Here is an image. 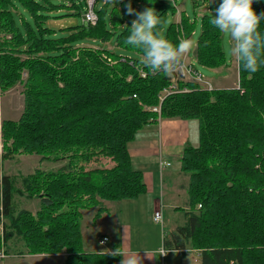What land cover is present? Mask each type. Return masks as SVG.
<instances>
[{
    "label": "trees",
    "instance_id": "trees-1",
    "mask_svg": "<svg viewBox=\"0 0 264 264\" xmlns=\"http://www.w3.org/2000/svg\"><path fill=\"white\" fill-rule=\"evenodd\" d=\"M87 1L0 0L1 91L21 81L23 71L28 73L19 120L2 122L0 162L18 155L64 162L57 170L39 168L23 180L24 193L40 200L35 213L17 209L16 177L3 175L0 247L21 239L28 254L64 253L65 264H120L121 255L113 254L117 246L113 253L84 252L81 210L97 206V219L106 209L103 200L136 199L146 192L128 144L139 130L158 121V114L144 106L158 105L163 118L197 119L200 124V145L184 148L181 170L190 176V204L201 207L187 212L186 224L164 238L165 248L197 249L201 264H264V66L249 73L239 65L243 93L209 92L188 83L190 92L168 95L160 104L170 78L149 72L140 63L143 53L126 44L136 18L127 13L128 0H96L95 25L82 21ZM220 2L208 3L201 15L194 54L199 65L212 69L227 64L224 34L210 22ZM193 4L197 7V0ZM131 6L136 12L154 8L160 14L154 31L174 46L195 33L196 18L185 11L179 22L167 20L177 14L170 0H131ZM252 8L264 13L257 2ZM74 16L80 23L49 24ZM258 30L264 33V21ZM107 42L124 51L96 47ZM101 53L129 58L135 66L125 62L112 67ZM139 65L148 77L139 75Z\"/></svg>",
    "mask_w": 264,
    "mask_h": 264
},
{
    "label": "rangeland",
    "instance_id": "rangeland-1",
    "mask_svg": "<svg viewBox=\"0 0 264 264\" xmlns=\"http://www.w3.org/2000/svg\"><path fill=\"white\" fill-rule=\"evenodd\" d=\"M193 2L194 0H177V1L175 0L178 13L174 17L171 14H169V17L167 18V20L170 22L172 20L179 22L180 13L182 11H185L186 14L189 15L192 20L196 18V30H195V33L191 36L193 40V44L191 47L192 54H190L191 58H194L193 51L195 49L198 34L200 32V17L205 11L208 10L207 8H208L209 1L197 0V5H198L197 7H194ZM256 2L257 4L264 6V0H253V4ZM80 21L81 19L79 17L74 16V17H66L65 19L52 20L49 22V24L52 27L60 28L62 26L80 23ZM228 39H229L228 36L224 34L223 42H224L225 54L227 57V64H225L222 67L215 68V69L206 68L199 64L197 66L200 72L207 78V81L210 83L213 89H208L207 85L200 84L189 78L181 79V78H178L177 76H170L166 73V75L170 78V83L160 93V96H159L160 104L163 101V99H165L168 95L190 92L192 89L187 86L188 83H193L199 89L207 90L209 92H213L214 90L240 89L241 88L240 81H239V65L240 64L235 56L229 54ZM110 43L112 45L111 46L112 49L119 51L114 46L113 42H110ZM97 45L101 47H110L108 46L107 43H99ZM123 51H119V52L122 53ZM101 57L103 61H105L108 65L112 67L120 63H125V62H128L133 67L135 66L134 62L130 60H126L129 58L119 57L115 59L111 57L110 55H108L107 53H101ZM139 66L138 67L136 66L138 73H139V68H140ZM141 67L145 69L144 66H141ZM149 72H153V71L150 69ZM139 75L142 78L148 77V76L144 77L140 73ZM27 79H28V73L26 71H23L22 80L16 83V85H14L11 89L6 90L5 92H2L0 88V157L2 155V148H3L2 122L7 121V120H13V121L19 120L23 112V109H24V101H25L24 90H25V82L27 81ZM131 80H132V75L130 74L127 77V81H131ZM240 91L241 93L244 92V90L242 89H240ZM133 97L135 98L136 95H133ZM210 101L214 102V96L210 97ZM140 104H143V103H140ZM144 109H148V111L151 110L154 113L158 114V120L163 118L161 116L160 106L158 105L157 106H144ZM174 118H179V117H174ZM167 119H172V118H167ZM187 120L193 121L194 123L197 124L198 144H195V145L188 144L190 146L197 148L200 145L199 121L197 119H187ZM183 154L184 152L177 159V160H180V163L178 164L177 161L174 163L175 166H181V169H182L181 160H182ZM40 160L42 159H41V156L39 155H18L12 161L5 163L3 165V168H0V175L2 177H3V173L11 174L12 176L16 177L15 180H16V186H17L18 192L15 195V205L17 206L18 210H28V211H32L35 213L39 211L40 209V200L38 198L30 199L27 196V194L24 193L23 180H25L27 176L34 174L35 170L39 168H42L44 170H57L64 164L63 161H47L46 159H44L45 161L40 162ZM0 163H2V161ZM167 164L168 163L161 162L162 167H164V165H167ZM181 180H183L182 184L183 186L186 187V190H187V188L189 187V183H190V176L189 175L187 176V174L186 175L183 174L181 178H171L170 186L172 187L170 188V191L166 193V195L169 196L172 193L173 189L175 187L177 188L178 185L181 184L178 182ZM130 200H133V199L120 200V201L103 200L102 204L106 209L103 213H100L101 215H99V217L102 216L105 212H107L110 208L112 212L106 213L105 215H110L112 220H114V216H117L123 224L132 226V229L134 230V232L139 238V241H138L139 243L144 242L146 244V241L142 239L146 238V236L149 235L150 238H149V241L147 242L149 247H154L157 244L158 246H162V238L164 239L165 237H169V234H170L169 226L167 222H165V220H167V217L170 211H176L180 214L179 215L180 217H184L185 212H186V215H187V212H191V211L197 212L201 207L200 204H197L196 207L192 206L190 204L189 196H188L187 208L184 207L182 204H180V208L174 209V210L170 208H165L164 209L165 219L161 223H158L154 221L153 214H151L150 210H148L146 206L142 205L141 208L137 207L139 208L138 209L139 213H138L137 209L135 208V205L139 204L140 202L138 201L133 202ZM141 202H142L141 204L145 203L144 201H141ZM97 210H98L97 206L92 207L90 209L81 210L82 217L80 219H81L82 232L86 239H88L89 234L93 228L89 226H92L91 224L93 222H96L99 218L98 217L97 219H95ZM159 210L162 212L163 206L160 207ZM2 220L3 218L1 216L0 217V232L3 231V229L1 228ZM86 226L89 227V231L87 230ZM96 233L97 234L93 236L94 238L95 236L100 235L102 232L100 230H97ZM0 238H2L1 235H0ZM86 245H87V242H85V245L83 247L84 249H86L85 248ZM38 255H42V254H28L26 244L21 239H18L15 241L11 240L7 242V244L5 245L2 242L1 247H0V264H65L64 260L66 259V257L64 253L46 254L48 255L46 257H38ZM50 255H55V256L49 257ZM160 256L157 255L158 261L162 263ZM167 256L168 257L164 259L165 264H169V261L173 262L174 264H176L177 262H180L179 254H177L176 252H170L169 254H167Z\"/></svg>",
    "mask_w": 264,
    "mask_h": 264
},
{
    "label": "crops",
    "instance_id": "crops-1",
    "mask_svg": "<svg viewBox=\"0 0 264 264\" xmlns=\"http://www.w3.org/2000/svg\"><path fill=\"white\" fill-rule=\"evenodd\" d=\"M173 2L176 5L175 0H173ZM185 39H190L191 45L193 44L192 38L183 37L181 40ZM107 44L110 46L107 47L108 49L114 50L112 49L110 42H107ZM96 47L100 46L97 45ZM190 54H192L191 49L184 53L181 58L185 57L197 67L198 62L194 57L195 49L193 51L194 58H191ZM188 144H198V127L193 121L181 118H162L157 122L150 123L142 128L137 133L136 138L128 144L132 167L135 170L142 172L143 180L146 185V192L144 194L136 199L130 200L133 202H140L135 205L138 213V209L144 205L150 210L151 214H153L154 219L155 211L163 206L162 216L164 220L165 208L173 210L178 209L180 208V204L187 208L188 194L186 187L182 184L183 180L178 181L181 184L178 185L177 188L175 187L169 196L166 195V193H168L172 187L170 186L171 178H181L183 174L186 175L182 172L181 166H175L174 163L176 161L178 164L180 163V160L177 159L182 155L184 148ZM7 162L9 161L0 163V168H3V165ZM161 162L169 163V165H164V167H162ZM3 175L11 174L3 173ZM141 201H144L145 203L141 204ZM111 212L112 211L109 208V210L100 216L96 222L91 224L92 226H89L93 228L88 239L84 237L82 232L83 247L85 242H87V247L85 246L86 249L83 248L84 252L113 253L114 246H117L118 252L121 253V261L125 256L136 255L138 258V264H165L164 259L168 256L167 254L162 256L159 252L160 248L164 246L163 238L162 246H158L157 244L154 247H149L147 244L150 238L149 235L142 239L146 241V244L144 242L139 243V238L132 229V226L123 224L117 216H114V220H112L110 215H105L106 213ZM179 215L180 214L176 211L169 212L167 220H165L169 226V233L175 232L178 227L186 224L188 218L186 212L184 217H180ZM89 227L86 226L88 231ZM97 230H100L102 233L94 238L93 236L97 234ZM104 237H108L109 241L106 245H100L99 241ZM186 249L187 252L183 253H180L177 250L173 251L179 254L180 257V262H177L176 264H201L200 252L197 249ZM157 255H161L162 263L158 261ZM46 256L48 255H38V257ZM51 256L55 255H50L49 257ZM169 264L174 263L169 261Z\"/></svg>",
    "mask_w": 264,
    "mask_h": 264
},
{
    "label": "clouds",
    "instance_id": "clouds-1",
    "mask_svg": "<svg viewBox=\"0 0 264 264\" xmlns=\"http://www.w3.org/2000/svg\"><path fill=\"white\" fill-rule=\"evenodd\" d=\"M252 4L253 0H221L210 20L219 33L228 36L229 54L236 57L243 71L249 73H255L264 66V58L261 57L264 33L258 30L264 21V13L257 14ZM126 7L128 14L135 13L136 16L128 27L126 44L143 53L140 63L150 67L154 73H169L176 69L180 58L192 47L190 40H180L174 46L154 31L160 24V14L154 8L136 12L131 0ZM113 254L121 255L117 251ZM121 264H138V258L136 255L125 256Z\"/></svg>",
    "mask_w": 264,
    "mask_h": 264
},
{
    "label": "built area",
    "instance_id": "built-area-1",
    "mask_svg": "<svg viewBox=\"0 0 264 264\" xmlns=\"http://www.w3.org/2000/svg\"><path fill=\"white\" fill-rule=\"evenodd\" d=\"M95 2H96V0H88L87 1L86 11L82 15L83 21L85 23H90L92 25H95L97 20H98V16L94 10ZM139 73L144 77L148 75V71L145 70L143 67L139 68ZM167 74L170 76H177L178 78H181V79L189 78V79L194 80L200 84L207 85L208 89H213V87L207 81V78L200 72V70L198 68L195 67L194 64H192L190 61H188L185 57L180 58L179 66ZM154 110H155V108H154ZM167 165H169V163ZM1 181H2V176L0 175V185H1ZM1 206H2V201L0 200V210L2 209ZM154 220L158 223H161L163 221L162 212L160 210L155 211ZM1 225H2L1 228L3 229L2 222H1ZM0 235L1 236L3 235V231L0 232ZM108 241H109V238L104 237L99 241V243H100V245H106ZM177 251H179L180 253H183V252H186L187 250H177ZM159 252L162 254V256H165L169 252H173V251L168 250L164 246H162L160 248Z\"/></svg>",
    "mask_w": 264,
    "mask_h": 264
}]
</instances>
